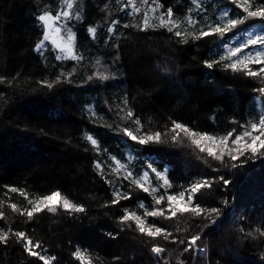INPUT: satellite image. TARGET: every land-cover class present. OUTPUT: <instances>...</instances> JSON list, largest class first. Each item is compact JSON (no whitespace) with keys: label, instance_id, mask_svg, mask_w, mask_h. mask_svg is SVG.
<instances>
[{"label":"trees","instance_id":"trees-1","mask_svg":"<svg viewBox=\"0 0 264 264\" xmlns=\"http://www.w3.org/2000/svg\"><path fill=\"white\" fill-rule=\"evenodd\" d=\"M124 2L75 0L67 27L75 34L76 54L83 56L77 61L56 59L62 54L49 40L40 52L35 50L44 33L37 17L44 11L55 15L66 10L63 0H0V76L5 78L0 82V211L5 213L0 226L24 231L39 241L42 249L37 251L56 257L53 264H84L73 255L77 248L91 255L93 264H163L151 252L157 244L166 249L163 259L168 264H264V157L237 161L225 157L222 163L187 139L173 143L165 136L166 143L141 145L122 132L125 127L137 135L163 132L171 127V117L194 130L223 134L233 127L241 131L233 121L244 124L258 118L264 108V97L254 91L258 82L219 66L208 69L204 61L218 59L226 51L222 44L264 19L246 21L222 42L213 36L184 44L163 28L122 27L142 23L145 9L155 7L152 0L147 5L136 0L140 13L131 8L121 11ZM201 2L202 11L192 0H158L162 7L148 15L154 20L172 7L174 18L183 20L190 14L201 21L205 16L218 20L224 6H232V14L238 10L231 0ZM114 19L119 25L114 39L108 40L107 29ZM93 27L95 38L88 31ZM97 71H106L111 78L87 79ZM70 72L71 82L62 78L51 89L40 83ZM129 109L133 119L122 120ZM137 117L143 125L139 131L133 123ZM86 134L98 140L99 151L84 139ZM111 156L126 164L133 176L140 175L143 167L151 172L148 164L159 171L168 169L173 183L168 192L181 191L198 178L223 176L229 181L213 183L194 200L201 207L218 208L219 217L205 219L192 213H177L171 220L148 217L178 239L199 233L197 246L205 252H185L178 240H153L139 233L134 222H129L132 227L119 222L124 208L141 212L137 204L143 202L151 209L152 197L124 179V169L113 172ZM106 180L114 181L122 192L131 190V198L105 206L114 190ZM11 187L24 190L27 199L60 190L86 211L45 209L29 220L10 208L12 203L21 209L30 207L19 192L9 191ZM0 264L43 262L10 237L7 245L0 243Z\"/></svg>","mask_w":264,"mask_h":264},{"label":"snow or ice","instance_id":"snow-or-ice-1","mask_svg":"<svg viewBox=\"0 0 264 264\" xmlns=\"http://www.w3.org/2000/svg\"><path fill=\"white\" fill-rule=\"evenodd\" d=\"M66 10L57 12L55 15L51 11H44L37 17L41 28L44 29L43 39L40 40L36 46L35 50L40 52L44 46L45 40H51L57 49L63 54L62 56H57L56 59L71 58L77 61L83 60V56L77 55L75 52V34L67 27V21L73 18V5L75 0H63ZM145 5L148 4V0H142ZM192 3L196 5V8L203 10L201 0H192ZM152 4L155 7H150L145 9L144 16L142 18V23L137 24H124L122 27H136L141 31L154 30L157 28H163L168 33H171L176 38H178L179 43L187 44L190 39L199 41L205 37H217L223 41L226 34L237 29L240 25L245 24L246 21L253 18L264 19V3L260 0H231V4L238 9L233 15H230V10H224L220 14L218 20H209L206 16L198 21L193 18L192 15H187L183 20L174 18V12L172 7H168L166 11L162 12L159 16L153 17L148 15V12L155 13L158 8L162 5L158 3V0H152ZM107 8V5H105ZM135 13H140L141 8L137 6L136 0H125L123 3L121 11L129 9ZM191 12V9L189 10ZM130 14V13H129ZM199 14V13H197ZM75 18L79 19V12L75 13ZM63 21L60 26H55L57 22ZM119 25L118 20H112L111 26L108 27V40L114 39V33ZM187 25L188 27H185ZM189 28L192 30L189 31ZM64 31L67 34V39L65 40L61 36V32ZM90 34L95 38L96 28H90L88 30ZM107 42V41H106ZM252 46H261L259 50L245 51ZM226 51L219 54L218 59L205 60L204 64L208 69H213L214 67H221L225 71H231L234 74H243L245 77L251 78L252 80L258 82L259 87L255 88L254 91L259 93L261 97H264V36L257 35L255 37H250L242 44H237L235 46L231 44H222ZM99 64V61H97ZM74 71V70H73ZM72 73H61L56 77L55 80L49 82L48 80L40 81L41 84L45 85L47 88L51 89L54 84L61 82V79H68ZM94 76L100 80H108L111 78V74L106 71H97L93 75H90L87 79L92 80ZM5 80L4 77L0 76V82ZM124 105L127 106L128 101L125 99L123 101ZM92 117L96 116V113L89 109ZM133 112L131 109L127 110L121 119L132 120ZM171 127H165L163 132L157 130L155 132H143V134H134L132 130L125 127L122 129L124 135L129 137L132 141H137L141 145L162 144L166 143L164 139L165 136L170 137V141L173 143H182L183 139H187L190 144L199 149L200 152L206 153L208 157H211L215 161L224 162L225 157H228L231 161H237L241 157H247L248 159L256 158L257 156L264 157V108H262L261 113L258 118L250 119L247 123L239 124L237 121H233L234 124H238L241 131L237 132L236 127L231 130L226 131L223 134H212L208 131H198L194 130L193 127H189L187 124L172 120ZM133 123L138 126V131L143 128L140 119L137 117ZM84 139L94 147V150L99 151L98 140L93 138L92 135L86 134ZM106 151V150H105ZM110 159L114 161L115 168L112 169L113 172L119 173L121 169L125 170L124 179L130 180L131 185L135 188L142 190L144 193H149L152 197V207H149L143 202L137 204V208L143 210V214H138L137 211H130L128 208L123 209V215L119 217V222L121 224H127L128 227H132L129 222H134L136 230L147 236L150 239H156L162 237L164 241L177 242L181 245H185V252H200L203 253L204 249L198 248L197 242L201 239L199 233L193 234L185 239H178L173 236V233L168 231L166 228L159 227L155 222L151 224L148 223V217L169 219L176 217L177 213H192L196 216L204 215L205 219H210L213 214L219 217L220 210L218 208H205L201 207L199 203L194 204V200L197 194L203 189H210L213 183L223 181L224 184H228L223 176L208 178H198L191 182L187 187H183V190L169 194L168 190L173 188V183L169 180L167 172L168 169L163 171L157 170L152 164H148V168L152 173L155 174V178L158 181H162L159 187H150L151 181L149 179V172L144 171L143 175L139 178L133 176L132 171L127 170V165L122 163L121 160L117 159L115 156H111ZM208 161L205 160V163ZM233 167L236 165L233 164ZM97 170L103 176V168L97 163L95 165ZM110 185H113L112 199L106 202L105 206L108 204L116 205L119 204L121 200H128L131 198V190L128 192H122L120 188L115 187V182L112 180H106ZM160 188L164 189V194L157 193ZM12 193L19 192L21 196L27 199V195L24 190L11 187L9 189ZM166 202V207H163ZM28 205L30 207H25L23 209L19 208L17 204H10V208L13 212H17L23 216H26L29 220L33 219L34 215L41 213L45 209L50 213H56L58 208L71 213H84L86 211L84 205L73 202L69 199L67 195L62 194L60 190L52 191L50 194L37 195L33 199H27ZM227 203V201H225ZM194 204V206H193ZM167 214V215H166ZM5 219V213L0 211V220ZM215 223L213 219L211 221ZM264 235V233H261ZM109 236L112 233L108 234ZM249 235H253L249 233ZM10 237H15L17 243H22L23 249L27 252L30 257L38 258L43 264H53L56 260L54 256H48L47 254H42L41 251L37 249H42V245L39 241H33L24 231H13L10 227L7 229L0 227V243L7 245ZM46 252V250H44ZM151 252L159 259L163 260V264H168L166 259H163V255L166 249L157 245L151 247ZM77 260L84 262V264H93V259L91 255L87 254L85 251L77 250L73 253ZM120 260V257H113V261Z\"/></svg>","mask_w":264,"mask_h":264},{"label":"rangeland","instance_id":"rangeland-1","mask_svg":"<svg viewBox=\"0 0 264 264\" xmlns=\"http://www.w3.org/2000/svg\"><path fill=\"white\" fill-rule=\"evenodd\" d=\"M224 10H230V12H229L230 15H233L236 11H238V10H235L234 13L232 14L231 13L232 12V6H224L223 9L219 13V17H220L221 12L224 11ZM62 23H64V22L63 21L62 22H58L55 26L58 27ZM257 35L264 36V23H258V24L253 25L251 28H249V29H247V30L239 33L238 35L234 36L233 38H231L228 42H226L224 44H231V45L235 46L237 44H242L246 40H248L250 37H255ZM61 36L65 40L67 39V35L64 34L63 31L61 32ZM49 41H51V40L49 39ZM260 47L261 46H259V45H257V46L249 45V48L246 49L245 51L255 52V51L259 50ZM144 171H148L149 172V179L151 181V184L149 186L150 187H159V182L155 178V175L154 174H151V172L147 168H145V167L142 168V171H141V174L140 175H137V176H134V177H136V178L141 177L143 175V172ZM176 192H178V191H176ZM172 193H175V192H169V194H172ZM159 194H162L161 188H160V191L157 193V195H159ZM129 210L132 211L134 209H129ZM149 210H151V209H149ZM137 213L142 215L143 214V210L141 212H137ZM148 223L151 224L152 222L151 221H148ZM202 249H204V248H202ZM204 252H205V249H204Z\"/></svg>","mask_w":264,"mask_h":264}]
</instances>
